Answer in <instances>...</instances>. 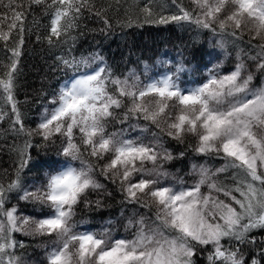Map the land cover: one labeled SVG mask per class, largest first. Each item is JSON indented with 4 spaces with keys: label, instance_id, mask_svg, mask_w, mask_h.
<instances>
[{
    "label": "snow or ice",
    "instance_id": "6c2138e0",
    "mask_svg": "<svg viewBox=\"0 0 264 264\" xmlns=\"http://www.w3.org/2000/svg\"><path fill=\"white\" fill-rule=\"evenodd\" d=\"M190 3L188 8L181 0H172L178 11L167 16L162 9L157 11V0L138 7L144 23L185 21L219 37L215 46L226 56L231 55L229 45L236 47L231 70L223 71V62L215 63L206 67L203 80L185 87L182 62L175 71L141 79L134 71L116 75L99 53L61 56L58 59L71 75L48 99L36 128L29 129L15 97L29 31L27 16L21 0H0V8L6 9L0 21L9 13L12 19L8 31L0 27V41L5 52H11L0 62V120L9 116L10 106L12 131L26 137L15 149L19 162L14 175L0 178V264H198L196 257L202 252L208 253L207 264H264V247L259 258L246 247L257 244L252 232L264 230V0ZM32 4L51 9L49 45L54 44L53 37L58 42L62 36L64 43L71 39L74 44L71 33L83 12L95 9L93 0H28V6ZM95 14L102 16V11ZM104 23L111 27L106 18ZM134 23L139 21L129 16L126 26ZM13 32L16 39L9 47ZM245 34L251 45L247 51L242 46ZM117 110H123L119 123L127 127L109 132ZM153 126L158 131H151ZM136 131L139 135H132ZM161 134L179 143L194 138L193 151L206 158L192 163L190 185L164 168V162L175 157ZM33 136L44 142L36 147L61 137L66 166L45 172L43 181L29 185L24 176L30 168ZM211 158L223 163L215 167ZM99 161L105 163L100 166ZM97 167L104 179L118 184L127 204L152 213L133 210L125 225L126 230L135 229L131 238L116 237L110 227L81 230L86 221L76 219L79 206L90 207V192L104 188ZM227 173L231 183L219 179ZM169 178L174 182L167 183ZM21 201L40 215H22ZM96 206L100 207L99 200ZM16 233L49 238L42 245L41 261L17 254L24 244Z\"/></svg>",
    "mask_w": 264,
    "mask_h": 264
},
{
    "label": "trees",
    "instance_id": "16d2710c",
    "mask_svg": "<svg viewBox=\"0 0 264 264\" xmlns=\"http://www.w3.org/2000/svg\"><path fill=\"white\" fill-rule=\"evenodd\" d=\"M21 2L27 16L25 27L29 31L25 33L24 37L25 42L20 57V74L15 89V97L24 115L25 126L29 129L35 128L33 125L35 113L42 104H47L59 81L71 75L70 72L64 70L58 57L71 58L74 55L79 58L81 55L99 53L111 66L114 73L121 77L125 76L129 70H139L143 61L154 64L151 59L157 54L160 56L168 47H170V50L182 49L187 59L193 61L198 68L205 62V56L203 55H205L206 48L201 45L200 40L202 32H190L188 30L190 24L185 21L166 25L144 23V14L138 5H144L147 0H93L95 9L92 12L85 10L78 27L71 33V36L75 37V43L73 44L71 39L64 43L66 37L62 36L58 42L53 37V45H49L46 39L50 28L51 9H46L44 4H32L29 7L28 0H21ZM181 2L185 7H192L189 0H181ZM161 9L166 16L178 11L175 5L172 4V0H157V11ZM96 11H102V16H97ZM5 12L6 9L0 8V14ZM8 16V19L0 21V27L4 31H8V25L12 22L11 14L9 13ZM129 16L133 21L138 20L139 23H134L130 27L126 26ZM104 18L110 22L111 27L105 25ZM37 36L40 37L39 40ZM15 39L16 35L13 32L9 47L13 46ZM228 39H231V37ZM248 39L249 36L245 34L242 46L244 45L246 51L251 47L246 43ZM253 43H256V41H253ZM152 47L155 49H152ZM237 51L238 49L233 45L228 46V52L232 55ZM10 55L11 52L6 53L4 50V42L0 41V62L7 61V57ZM7 110L10 116V106ZM9 116H6L4 120H0V178L5 174L10 178L14 175L19 162L18 151L15 149L22 146L26 139V137L18 136L12 131ZM113 123L116 128L123 126L119 121ZM18 127L19 125H17ZM116 128L108 127L110 131ZM76 135L79 137L80 134ZM31 139L34 146L28 149L31 161L30 168L25 170V183L30 178H40L42 170L54 163L53 156L56 155L55 137H53V141H49L43 147L35 146L37 143H44L40 137L33 136ZM163 139L165 147L175 157L172 164L177 165V162H187V165L193 162L203 163L206 159L197 156L193 151L195 139L192 137H187L184 143H179L165 135ZM189 145H192V147ZM180 152L184 153L183 157L180 156ZM213 159L211 158L209 162L212 163ZM222 163L223 161L219 160L216 167ZM169 165H171V162H169ZM98 172H100L99 168L96 169V174L104 184V188L90 192L88 199L92 202L91 206L85 207L84 204H81L79 212L82 214L98 213L101 219H106L118 215L121 208L128 207L129 204L124 201L118 184H113L111 180L104 179ZM230 175L231 173L221 174L219 179L231 183L230 179H226ZM97 200L100 201V207L96 206ZM12 203L15 204L17 201L13 199ZM27 207L31 206L27 205ZM131 207L138 213L152 215L151 212H148L145 208H140L139 205H132ZM128 215L132 216L133 211ZM250 235L255 237L257 241L255 246L248 245L251 248L250 255L259 258V250L264 247V244L261 243L264 241V230H256ZM15 237L24 244L23 248L16 249L18 255H25L37 247L34 244L36 240L30 241L19 235H15ZM207 255V252L198 254L196 257L198 264H207Z\"/></svg>",
    "mask_w": 264,
    "mask_h": 264
},
{
    "label": "rangeland",
    "instance_id": "374dc122",
    "mask_svg": "<svg viewBox=\"0 0 264 264\" xmlns=\"http://www.w3.org/2000/svg\"><path fill=\"white\" fill-rule=\"evenodd\" d=\"M152 49H155L154 47H152ZM208 56H207V62L205 63V65L202 67V78L200 79V80H203L205 77H206V67H211V66H213L215 63H218V62H223V71H229V70H231L233 67H234V64H235V60H236V57H233L232 55H230V56H226L224 53H223V51L220 49V48H218V47H216V46H213V48H210V52H208V54H207ZM178 59L176 58V59H173V57H170L169 55H166V56H163L157 63H156V66H155V68L152 66V65H150V64H147V66H145V63H143V65H142V67H143V69H142V67H141V72L144 74L143 75V77H141V79H147V76H155V75H157L158 73H165V72H172V71H175V67L179 64V63H183L184 65H185V67H186V73H187V75L189 76V79L191 80V82H189V83H185V87H192V86H194L195 85V83L196 82H199L198 80H196L194 77H191L190 75L192 74L191 73V65H189V64H185V62H183V61H177ZM146 69H147V75H146ZM130 72H132V71H130ZM137 73V72H136ZM138 74V73H137ZM139 75V74H138ZM181 77H182V75H181ZM147 99V98H146ZM43 112H44V109L42 110V112L40 113V115H39V118H38V121H37V124H38V122H39V120H40V117H41V115L43 114ZM121 118H123L122 116H121ZM119 120V119H118ZM136 121H131V123H135ZM140 123L141 124H144L145 122L144 121H140ZM110 127L111 128H115L116 126H115V124L111 121L110 122ZM124 127H127V125L126 126H124ZM123 127V128H124ZM113 131H116V130H113ZM151 131H158L157 129H155V127L153 126L152 128H151ZM132 135H139V132L138 131H136V132H133L132 133ZM149 136H150V133L148 134ZM78 143H79V140H78ZM61 144H62V138H60V143H59V148H58V155H59V157H58V160L57 159H55V161H56V165L54 166V169L53 170H55V169H60V168H62V167H64V166H66L65 165V157H63L60 153H61ZM86 159H91L90 157H85ZM95 162V161H94ZM104 162L105 161H99L98 162V164L100 165V166H102L103 164H104ZM75 163V165L76 166H79V162H74ZM166 165V162H164V164H163V166H165ZM148 167H151V165L149 164L148 165ZM97 168H99V167H97ZM165 168V167H164ZM166 169V168H165ZM167 170V169H166ZM52 172V171H51ZM99 174H100V172H98ZM175 177H177V178H182V177H184V176H177V175H175V174H173ZM96 176H97V174H96ZM189 177H192L191 175H190V173H189ZM44 178H45V172L43 173V174H41V179L42 180H44ZM193 178V177H192ZM41 179H39V180H41ZM99 179V178H98ZM185 181H187V183L190 185L191 183H192V180H189V182H188V180L187 179H185V178H183ZM36 181H38V180H36ZM99 181L101 182V180L99 179ZM167 183H173L174 181H172L171 180V178H169V180L168 181H166ZM31 183H32V181H31ZM30 183V184H31ZM102 183V182H101ZM103 184V183H102ZM203 191L204 192H207V188L205 187L204 189H203ZM128 210V211H127ZM126 210V213L127 214H131L132 213V211H133V208H129V209H127ZM21 214L22 215H40V213L34 208V211L33 212H30V211H23V210H21ZM125 223H127V220L125 221ZM103 227H106L105 226V224H103ZM86 228L87 229H91V227L90 226H86ZM135 231V229L134 228H129V229H127V230H122L120 233H115L114 231V235L116 236V237H120V236H127V237H129V238H131V235H132V233ZM17 234H20V233H17ZM20 235H22V234H20ZM22 236H24V237H29V238H39V236H37V237H32V236H28V235H22ZM40 238H42V239H40L39 241H36L34 244H35V246H37L35 249H39V251H36V255H33V254H29V255H24L23 257L26 259V260H28V261H41L42 259H43V257H44V253H45V248L42 246L43 245V243L45 242V241H47L49 238L48 237H40Z\"/></svg>",
    "mask_w": 264,
    "mask_h": 264
},
{
    "label": "bare ground",
    "instance_id": "6f19581e",
    "mask_svg": "<svg viewBox=\"0 0 264 264\" xmlns=\"http://www.w3.org/2000/svg\"><path fill=\"white\" fill-rule=\"evenodd\" d=\"M244 46V45H243ZM250 47V46H249ZM246 49V48H245ZM181 146V145H180ZM182 151V150H181ZM179 152V151H178ZM181 153V152H180ZM192 154V153H191ZM176 155V154H175ZM186 160V159H185ZM218 167H219V165H218ZM188 182H189V180H188ZM117 207V206H116ZM128 211V210H127ZM109 216V215H108ZM133 216V215H132ZM246 247H248L249 248V246H246ZM205 258V257H204ZM204 260V259H203Z\"/></svg>",
    "mask_w": 264,
    "mask_h": 264
}]
</instances>
